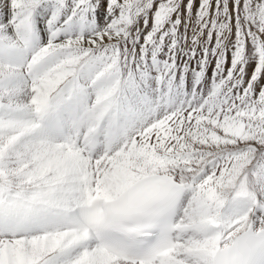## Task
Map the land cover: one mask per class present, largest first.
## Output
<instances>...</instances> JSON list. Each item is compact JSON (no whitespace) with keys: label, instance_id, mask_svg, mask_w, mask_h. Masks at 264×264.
Masks as SVG:
<instances>
[{"label":"snow or ice","instance_id":"1","mask_svg":"<svg viewBox=\"0 0 264 264\" xmlns=\"http://www.w3.org/2000/svg\"><path fill=\"white\" fill-rule=\"evenodd\" d=\"M0 264H264V0H0Z\"/></svg>","mask_w":264,"mask_h":264}]
</instances>
